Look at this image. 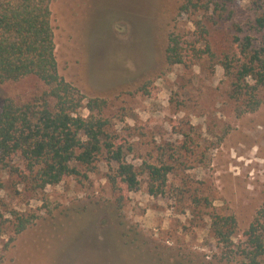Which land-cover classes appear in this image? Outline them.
Instances as JSON below:
<instances>
[{
	"label": "rangeland",
	"instance_id": "1",
	"mask_svg": "<svg viewBox=\"0 0 264 264\" xmlns=\"http://www.w3.org/2000/svg\"><path fill=\"white\" fill-rule=\"evenodd\" d=\"M182 1H51L59 73L86 99L106 101V131L132 145L126 159L138 170L163 162L171 171L156 195L140 174L121 204L109 181L113 165L102 156L94 170L79 165L80 174L38 190L5 177L0 264L241 263L222 256L209 214H232L237 239L264 203V103L242 113L220 65L209 74L198 64L166 63L170 32L196 38L195 15L178 13ZM251 2L234 0L235 21L252 16ZM32 86V78L0 83V107ZM195 197L201 204L192 207Z\"/></svg>",
	"mask_w": 264,
	"mask_h": 264
},
{
	"label": "trees",
	"instance_id": "2",
	"mask_svg": "<svg viewBox=\"0 0 264 264\" xmlns=\"http://www.w3.org/2000/svg\"><path fill=\"white\" fill-rule=\"evenodd\" d=\"M51 1L0 0V83L34 80L27 97L16 99L9 95L2 100L0 188L8 177L30 190L42 189L80 174L79 165L86 172L94 170L102 156L106 164L113 165L109 181L112 189L120 193L118 203L123 201V190L139 188L140 174L148 176L149 193H163L171 166L143 162L138 170L126 159L132 145L106 131L107 120L101 116L106 101L86 99L59 73ZM233 2L183 0L178 13L187 14L190 19L195 15L191 21L196 38L188 43L170 32L165 60L168 65L198 64L209 74L220 65L229 83L228 98L242 107V113L253 112L264 103V0H252L253 14L243 24L235 21ZM81 109L88 113L81 114ZM204 203L210 205L206 198ZM199 204L201 199L195 197L191 206ZM24 227L19 222L16 233ZM209 231L221 245L225 259L239 257L240 264H261L264 203L239 238L235 239L237 221L232 214L210 213Z\"/></svg>",
	"mask_w": 264,
	"mask_h": 264
}]
</instances>
